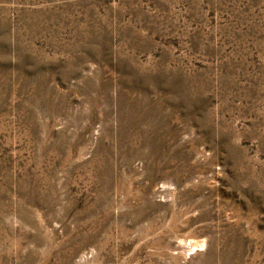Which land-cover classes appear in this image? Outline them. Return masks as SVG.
I'll list each match as a JSON object with an SVG mask.
<instances>
[{
    "label": "rangeland",
    "instance_id": "374dc122",
    "mask_svg": "<svg viewBox=\"0 0 264 264\" xmlns=\"http://www.w3.org/2000/svg\"><path fill=\"white\" fill-rule=\"evenodd\" d=\"M0 264H264V0H0Z\"/></svg>",
    "mask_w": 264,
    "mask_h": 264
},
{
    "label": "bare ground",
    "instance_id": "6f19581e",
    "mask_svg": "<svg viewBox=\"0 0 264 264\" xmlns=\"http://www.w3.org/2000/svg\"><path fill=\"white\" fill-rule=\"evenodd\" d=\"M189 242H190V246H191V248H193V247H199V246H202L203 244L201 243V242H198V241H196V240H189ZM189 247V246H188ZM190 248V249H191ZM82 261V260H81Z\"/></svg>",
    "mask_w": 264,
    "mask_h": 264
}]
</instances>
